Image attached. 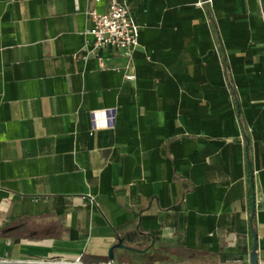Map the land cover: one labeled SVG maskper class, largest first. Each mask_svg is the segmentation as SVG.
<instances>
[{
    "label": "crops",
    "instance_id": "0c3cea01",
    "mask_svg": "<svg viewBox=\"0 0 264 264\" xmlns=\"http://www.w3.org/2000/svg\"><path fill=\"white\" fill-rule=\"evenodd\" d=\"M109 1L0 0V259L105 263L121 243L247 261L253 208L264 259V4L126 0L140 47L85 61L87 12ZM114 106L116 127L91 135Z\"/></svg>",
    "mask_w": 264,
    "mask_h": 264
},
{
    "label": "built area",
    "instance_id": "2783aa9c",
    "mask_svg": "<svg viewBox=\"0 0 264 264\" xmlns=\"http://www.w3.org/2000/svg\"><path fill=\"white\" fill-rule=\"evenodd\" d=\"M264 4V0H260ZM213 0H198L196 6L204 8L206 5L212 6ZM94 26L85 31V35H91V40H86L84 49L87 51L84 60H88L91 54L99 48L111 46L124 52L130 59L134 52L140 47V25L136 22L135 17L126 0H110L109 8L106 12L100 13L96 10L88 11ZM264 18V17H263ZM216 54L220 61L221 68L230 85V78L233 76L230 57L227 53H222L219 47H216ZM127 78L134 79L135 75H127ZM92 128L90 134L102 129H114L118 118V106L105 109H96L91 112ZM251 131V129H249ZM241 143L244 144L245 137L243 131L240 134ZM91 202L95 203L94 197L90 196ZM41 261H62V262H83L82 256L70 259L64 256H54L44 258Z\"/></svg>",
    "mask_w": 264,
    "mask_h": 264
},
{
    "label": "rangeland",
    "instance_id": "374dc122",
    "mask_svg": "<svg viewBox=\"0 0 264 264\" xmlns=\"http://www.w3.org/2000/svg\"><path fill=\"white\" fill-rule=\"evenodd\" d=\"M228 86V85H227ZM10 249V246L5 242L0 244V255ZM115 253V259L117 260L118 254H128L130 256L122 257L119 260V264H250L247 261H224L216 256L206 253H186L184 251H177L173 254H164L159 250L150 252L135 253L128 248H117ZM9 260H38L41 261L44 258H48V254L41 251L30 252H13L10 254ZM85 259H83L84 261ZM106 262H108L105 259ZM85 262V261H84ZM260 264H264V259L260 260Z\"/></svg>",
    "mask_w": 264,
    "mask_h": 264
},
{
    "label": "water",
    "instance_id": "95a60500",
    "mask_svg": "<svg viewBox=\"0 0 264 264\" xmlns=\"http://www.w3.org/2000/svg\"><path fill=\"white\" fill-rule=\"evenodd\" d=\"M255 210L253 208V215L250 220V228L253 235V249L250 253L249 262L250 264H260V256L258 252V234L257 230L254 227L252 221L254 217ZM123 245L117 243L110 248L108 257L109 261L105 263H87V262H62V261H38V260H8L0 259V264H119L115 261V250L121 248Z\"/></svg>",
    "mask_w": 264,
    "mask_h": 264
},
{
    "label": "bare ground",
    "instance_id": "6f19581e",
    "mask_svg": "<svg viewBox=\"0 0 264 264\" xmlns=\"http://www.w3.org/2000/svg\"><path fill=\"white\" fill-rule=\"evenodd\" d=\"M38 245L39 246H47V247H49V248H51V247H59V246H57L58 244H55V242H52V241H47V242H43V243H38Z\"/></svg>",
    "mask_w": 264,
    "mask_h": 264
},
{
    "label": "trees",
    "instance_id": "16d2710c",
    "mask_svg": "<svg viewBox=\"0 0 264 264\" xmlns=\"http://www.w3.org/2000/svg\"><path fill=\"white\" fill-rule=\"evenodd\" d=\"M220 51H221V49H220ZM222 53H224L223 51H221Z\"/></svg>",
    "mask_w": 264,
    "mask_h": 264
},
{
    "label": "flooded vegetation",
    "instance_id": "af4514ba",
    "mask_svg": "<svg viewBox=\"0 0 264 264\" xmlns=\"http://www.w3.org/2000/svg\"><path fill=\"white\" fill-rule=\"evenodd\" d=\"M109 258V257H108Z\"/></svg>",
    "mask_w": 264,
    "mask_h": 264
}]
</instances>
